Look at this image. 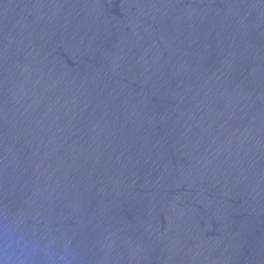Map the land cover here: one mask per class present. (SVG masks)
Instances as JSON below:
<instances>
[{
  "label": "water",
  "instance_id": "1",
  "mask_svg": "<svg viewBox=\"0 0 264 264\" xmlns=\"http://www.w3.org/2000/svg\"><path fill=\"white\" fill-rule=\"evenodd\" d=\"M0 264H264V0H0Z\"/></svg>",
  "mask_w": 264,
  "mask_h": 264
}]
</instances>
